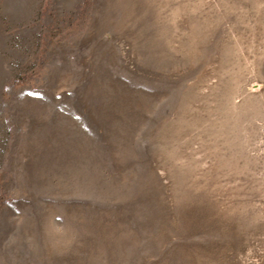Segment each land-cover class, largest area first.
I'll list each match as a JSON object with an SVG mask.
<instances>
[{"label": "rangeland", "instance_id": "1", "mask_svg": "<svg viewBox=\"0 0 264 264\" xmlns=\"http://www.w3.org/2000/svg\"><path fill=\"white\" fill-rule=\"evenodd\" d=\"M0 264H264V0H0Z\"/></svg>", "mask_w": 264, "mask_h": 264}]
</instances>
